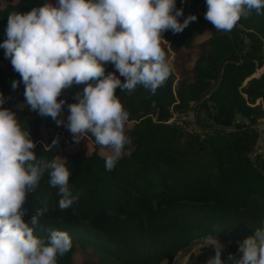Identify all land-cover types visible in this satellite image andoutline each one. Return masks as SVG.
Instances as JSON below:
<instances>
[{
    "label": "trees",
    "instance_id": "obj_1",
    "mask_svg": "<svg viewBox=\"0 0 264 264\" xmlns=\"http://www.w3.org/2000/svg\"><path fill=\"white\" fill-rule=\"evenodd\" d=\"M45 3L56 0H0V44L7 39L11 13H27ZM176 6L184 9L181 22L188 15L198 19L182 33H163L174 52L169 77L155 94L141 85L131 93L116 89L129 113L125 134L132 143L112 171L106 170L105 154L91 134L76 143L65 126L29 109L21 77L0 47L5 100L0 107L13 111L30 132L38 158L51 161L64 154L70 188L79 197L61 210L58 188L45 173L24 205L25 222L46 208L37 236L46 240L51 229L69 233L72 247L57 256V264H72L73 253L86 245L118 264H161L164 259L169 264L193 238L206 234L229 240V249L239 257L238 242L264 228V163L259 155L249 156L261 134L249 125L264 118V15L253 12L231 31L219 32L205 19L206 0H176ZM204 32L210 35L196 41ZM257 68L262 72L252 75ZM105 71L114 72V65L106 64ZM14 80H21V106L12 102ZM86 86L73 85L66 90L68 98H58L66 101L65 116L59 118L67 121L68 104L77 103L75 93ZM188 110L194 112V120L184 119L190 128L168 121Z\"/></svg>",
    "mask_w": 264,
    "mask_h": 264
},
{
    "label": "clouds",
    "instance_id": "obj_2",
    "mask_svg": "<svg viewBox=\"0 0 264 264\" xmlns=\"http://www.w3.org/2000/svg\"><path fill=\"white\" fill-rule=\"evenodd\" d=\"M206 5L205 19L219 32L231 31L253 12L264 15V0H206ZM183 15L176 0H56L27 13H11L7 39L0 47L21 77L29 109L65 126L76 143L91 134L108 150L105 168L112 171L132 143L125 134L129 113L116 89L131 93L141 85L155 94L171 72L163 33H182L198 19L188 15L181 22ZM109 63L115 71L106 74ZM21 80L12 81L13 90ZM80 84L87 86L75 93L77 103L68 104L67 121L59 118L66 101L58 98ZM4 102L0 93V105ZM35 147L15 113L0 107V264H57V256L72 247L66 231L51 229L46 240L35 234L46 208H38L30 222L24 220L28 195L45 173L49 184L58 188L61 210L79 198L70 188L65 159L38 158ZM263 148L258 141L254 155L261 158ZM238 243L241 255L229 254L230 264H264V228ZM203 245L215 250L207 264H226L225 246L216 237Z\"/></svg>",
    "mask_w": 264,
    "mask_h": 264
},
{
    "label": "rangeland",
    "instance_id": "obj_3",
    "mask_svg": "<svg viewBox=\"0 0 264 264\" xmlns=\"http://www.w3.org/2000/svg\"><path fill=\"white\" fill-rule=\"evenodd\" d=\"M4 1L1 3L2 5H4ZM241 34L246 38L245 34L243 32H241ZM210 35V32H204L202 34H200L199 36H197L196 41L200 42L203 39H205L206 37H208ZM162 42H164L162 45L166 51V55H167V60L168 62H170V65L172 66V62L174 63L173 59H174V52L172 51V49L169 46V42L166 40H163ZM196 56V52H194L191 55V58H194ZM193 61H189L186 62V64L188 66L192 65ZM4 66V64H2ZM5 67V66H4ZM262 72V68H257L255 75H259ZM177 80V78H176ZM176 80L173 81V84L176 82ZM84 84H81V86H83ZM62 97L63 98H68V94L67 91L65 90L62 93ZM259 100V99H258ZM12 102L14 105L16 106H21L23 104L22 98H21V88H17L15 90L12 89ZM206 111L203 110L201 111V116H205ZM61 117H64L65 115L61 113L60 115ZM240 119V117H238ZM185 120H194V113L192 110H188L187 111V115H182L179 117L173 116V118H171L169 121L172 122H177V124L185 127V128H190V125H187V123L184 121ZM237 119V120H239ZM262 118H259L258 120H261ZM259 131L262 133L264 131V124L261 123L258 126ZM47 128L43 129V133L45 135V139L44 142L46 140V132H47ZM259 139L257 140L258 143ZM75 148L74 146H66L67 150L73 149ZM92 144L89 143V150L88 152H90L92 150ZM100 152L103 154H107L108 150L104 149V148H100ZM254 151H251L249 153L250 157H256ZM57 156H60L62 158H64V154L63 153H58ZM56 156V157H57ZM220 241V240H219ZM223 245L224 242L220 241ZM240 242V241H239ZM230 241L226 240V245L229 247ZM230 248V247H229ZM190 254L191 257H190ZM189 255H187L181 262L180 264H187V263H192V264H207V261L209 260L210 257L215 255V250L212 248H207L205 247L203 244L196 246L193 251L190 253ZM225 261L226 264H228L227 258L225 257V255L223 254L222 257ZM114 260V261H113ZM113 260H108V258L103 255L102 253H100L99 251H97V249H95L93 246L91 245H86L84 247H79L72 256V264H118V262L113 258ZM161 264H167L166 259L161 261Z\"/></svg>",
    "mask_w": 264,
    "mask_h": 264
},
{
    "label": "water",
    "instance_id": "obj_4",
    "mask_svg": "<svg viewBox=\"0 0 264 264\" xmlns=\"http://www.w3.org/2000/svg\"><path fill=\"white\" fill-rule=\"evenodd\" d=\"M219 81H220V78L218 79L216 86H218ZM216 86L214 88L210 89L204 96H202L197 102H195L194 105H196L198 102H200L205 96L209 95L216 88ZM260 123H264V121H256V122L251 123L249 126L250 127H256ZM260 143H264V132L260 136L259 144ZM209 237H214V236L206 234V235H203V236H199V237L193 238L189 243H187L183 248H181L175 254V256L173 257V259L171 260V262L169 264H180V262L187 255H189L196 246H199V245L203 244V242ZM217 239L222 241V242H224V246L225 247H224L223 254L225 255V257L227 258V261H228V256H229V254H232V252L229 249V247L226 245V239H220V238H217ZM228 264H230V262H228Z\"/></svg>",
    "mask_w": 264,
    "mask_h": 264
},
{
    "label": "built area",
    "instance_id": "obj_5",
    "mask_svg": "<svg viewBox=\"0 0 264 264\" xmlns=\"http://www.w3.org/2000/svg\"><path fill=\"white\" fill-rule=\"evenodd\" d=\"M260 155H261V158H262V160H263V162H264V148L261 149V153H260Z\"/></svg>",
    "mask_w": 264,
    "mask_h": 264
}]
</instances>
